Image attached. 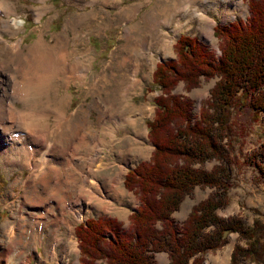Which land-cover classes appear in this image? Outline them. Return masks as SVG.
Returning <instances> with one entry per match:
<instances>
[{
	"label": "rangeland",
	"instance_id": "rangeland-1",
	"mask_svg": "<svg viewBox=\"0 0 264 264\" xmlns=\"http://www.w3.org/2000/svg\"><path fill=\"white\" fill-rule=\"evenodd\" d=\"M202 2L0 0V107L12 101L17 110L26 111L32 125L38 126L40 132L37 135L48 130L50 141L65 146H70L73 141L79 143V147H82V160L78 162L77 170H71L73 174L63 173L62 178H67V182L72 184L77 177L75 179L81 183L80 176L84 172L96 170L104 186L105 202L110 205V210L94 206L80 219L74 213L67 212L59 223L54 220V216L61 217L60 212L64 208L61 203L59 208L45 215L48 225L41 226L42 235L38 230L31 229L30 224L28 228L18 226L13 237L17 242L16 248L4 264H81L79 240L75 231L80 222L88 218L111 216L120 220L123 227L130 225L131 214L140 205V200L133 191L126 188L125 178L129 170L140 163L149 162L155 150L149 137V121L155 118V99L161 94L153 78L157 64L176 59L175 43L182 35L197 37L219 54L220 41L215 36V26L249 16L245 0H242L239 8L224 17L211 12L208 15L211 35L204 16L197 14L204 12L200 5ZM183 3L189 5L192 13L188 18H184L185 6L179 7ZM172 13L175 14L170 18ZM17 41H20L22 47L19 53L6 46ZM35 48L37 51H34ZM39 48L48 57L45 59L53 63L59 57L68 56L67 61L63 59L60 68L51 72L50 82L41 92L34 85L39 71L36 68L38 60L34 58ZM27 73L30 78L26 79L32 84L33 92L28 98L22 99L20 83L25 80ZM14 80L17 82L13 96ZM215 83V78L202 77L197 87L186 90L181 82L174 92L192 98L195 102L194 115L198 116ZM107 114H135L138 121L135 125H114L106 119ZM249 114L248 111L239 112L233 118L232 125L236 133L232 154L236 161L232 171V187L227 196L228 205L218 213L223 217L239 216L251 224L256 217L254 210L264 213V180L256 168L248 165L246 159L264 141V112L255 121L249 120ZM64 116L69 119L68 124L64 123ZM12 125L8 123L0 126L1 132L6 131L10 135V139L0 141V253L10 246L8 227L16 224L21 215L29 221V217L40 212L36 205L39 203L25 199L22 189L30 182L27 190L34 187L40 193L34 195L36 201L45 200L47 189L41 184L39 176L35 177L39 183L33 182L31 173L34 168L26 165L27 162H33L41 170L43 151H19L22 137L27 136V140L30 138L29 129L16 123ZM115 136L114 143L109 144ZM133 137L138 138L143 146L136 145ZM89 150L100 161L87 163L89 159H85ZM127 160L130 166L125 167L123 164ZM54 163L50 159V166ZM215 163L207 161L204 167L212 169ZM55 165L63 169L60 163ZM122 169L123 182L116 189L108 191L104 183L111 182L110 179L119 175ZM47 178L54 184L56 179L51 173ZM69 191L74 200L77 191L73 185ZM212 192V188L196 186L192 195L186 196L180 209L173 213L175 222L182 225L192 207L208 198ZM68 221L72 224H67ZM70 229L74 235L72 249L68 245ZM22 242L29 244L24 246ZM238 243L245 242L238 233H230L225 245L205 254L203 264H229ZM50 245L56 248L57 257L51 258ZM155 260L156 264H169V255L165 251L157 252Z\"/></svg>",
	"mask_w": 264,
	"mask_h": 264
},
{
	"label": "trees",
	"instance_id": "trees-1",
	"mask_svg": "<svg viewBox=\"0 0 264 264\" xmlns=\"http://www.w3.org/2000/svg\"><path fill=\"white\" fill-rule=\"evenodd\" d=\"M245 1L246 19L214 28L221 54L182 35L175 43L176 59L157 64L153 78L161 94L149 121L155 150L125 178L140 205L128 227L111 216L80 222L75 231L81 264H156L155 253L161 251L168 253L169 264H203L205 254L225 245L233 232L245 243L236 244L229 264H264V213L254 210L251 224L218 213L228 205L232 187L233 118L248 111L255 121L264 112V0ZM202 77L216 83L195 116L194 100L174 90L181 82L191 90ZM207 161L216 162L212 169L204 167ZM246 162L264 180V141ZM196 186L213 192L178 225L172 215Z\"/></svg>",
	"mask_w": 264,
	"mask_h": 264
},
{
	"label": "bare ground",
	"instance_id": "bare-ground-1",
	"mask_svg": "<svg viewBox=\"0 0 264 264\" xmlns=\"http://www.w3.org/2000/svg\"><path fill=\"white\" fill-rule=\"evenodd\" d=\"M241 4H242V0H203V2L200 5L203 7L204 12H197V14L204 16L203 18L205 19L206 25L209 26V24L211 22H210V18L208 17V15L211 12H215V14L224 17V16L228 15L232 10L239 8ZM182 6H185L184 18H188L190 15H192V13H190L191 10L189 9V5H184V3L182 5H179V7H182ZM174 14L175 13L170 14V18H172V16ZM209 32H211V35H212V30L210 29V26H209ZM6 46H10L11 50L15 51V53H19L22 50L20 41L15 42L13 45L9 44ZM35 50L37 51L36 48L34 49V51ZM43 51L40 49V51H38L37 53L35 52L36 56L34 58V59L38 60L37 65L36 64L35 65H36V68L39 69V71H37V77H36L38 82L36 80L34 85L36 87V90H38L39 92H41V90L46 85L49 84V82H50L49 76H50L51 72L53 73V71H55V69H57L58 67L60 68L62 63H64V60L67 61V58H68V56H66L65 58L59 57L58 61H56V62L54 61L55 63H53L52 60L51 61L49 60L50 61L49 62L48 60H46L48 57L47 58L45 57V54ZM46 56H47V54H46ZM50 56H49V59H50ZM59 56H60V53H59ZM135 68H136V66H135ZM73 71H75V69ZM26 78L27 79L30 78L29 73H27L25 75V80H23L20 83L21 84V94L24 96V97L22 96V99L28 98L30 96L31 92H33V90H31L32 84ZM16 82L17 81L14 80V82L12 84L13 96L16 93V89L14 88ZM36 82H37V84H36ZM0 99H1V97H0ZM25 112H23L21 110H17L12 101H9L8 103H6L4 105H1V107H0V126H2V125L6 126V125H8V123H10V125L16 123L18 125L26 126L29 129L28 137H30V138L27 140V136H26V138H25V136L22 137L23 142L21 143V146L19 147L18 150L19 151L26 150V151H28V153L30 151L31 152H37L38 150L43 151L42 156H41V159H42V161H41L42 166L40 168L41 170H39L38 164H36V163L27 162L26 165L28 167H30L31 169L34 168L32 173H31V175H33V178H32L33 182L39 183V181H37L38 179H35L36 176H39V178H41V184L44 185L49 190L46 189L45 197H44L45 200L36 201V197H34V195H38L40 193L34 187L32 189L27 190L30 182L27 183V187L22 189L23 193H24L22 195L24 196L25 199H30L31 201H35V202L39 203V204H36L38 206V208L37 207L36 208L40 212L38 214L33 215V216L31 215L32 217H29V221L26 219L27 218L26 216L21 215L20 216L21 218L16 222V224L12 225L11 227H8L9 235L11 237L10 243H9L10 246L8 248H6L4 251H2V253H0V258H1L0 264H4V262L13 253V251L16 248L17 242L14 240L13 237H14L15 233L17 232L16 230L18 229V226L28 228L29 224H30L31 229H36V230H38V232L41 233V231H40L41 226L42 225H45V226L48 225V222L46 220L45 215L52 212L54 210V208H59L61 206V203L64 205V208L61 209V212H60L61 217H59V215H55V216L52 215V216H54V220H57L59 223L63 221L62 216L67 212L74 213L75 216L78 219H80L83 217V215L85 213H87L88 210L94 209V206H96L102 210H110V205H108L105 202V198L103 196L104 186H103L101 180L99 179L96 170L90 169L89 171L84 172V174H82L80 176L81 183H80V181L78 182L75 179L77 177H75L73 179L72 184L67 182V178H62L63 173L66 175L68 173H70V175L73 174V172L71 170L72 169L77 170L78 162H80L82 160V154L80 153V149L82 147H79V143H74V141H73V142H71L72 144H70V146L69 145L65 146L63 144H59L58 142L50 141L49 133L47 132L48 130L45 132L43 131V133L41 135H37L36 133L37 132L39 133L40 129L38 128L37 125H35V124L32 125L29 122L30 121L29 117L27 116V113H25ZM106 116H107L106 119H108L114 125H120V124L135 125V124H137V121H138V117H136L135 114L128 115V116H125V115L124 116L123 115L122 116L108 115L107 114ZM62 118L65 120L64 123H66V124L69 123V119L67 118V116H64ZM9 136L10 135L6 131H3V132L0 131V141L8 140ZM115 138H116V136L111 140V142L109 144H113L115 141ZM133 138L135 140L136 145L143 146L141 141L138 138H135V137H133ZM92 143H93V141L90 142V144H92ZM104 145H105V142H104ZM105 147H106V145H105ZM50 159H53L55 163H60L62 165L63 169L61 170L59 167H57L55 165V163L53 165L51 164V166H50ZM87 159H89V161L87 163L100 161V159L97 158L96 156H94V153L90 152V150H89V154L85 160H87ZM128 163H130V162L127 160V161H125V163L123 165L125 167H128V166H130ZM47 167H49V168H47ZM50 173L56 179L54 184L52 183L50 178H47ZM123 179H124V173H123V169H122V171L120 172L119 175H116L115 177H112L110 179L111 182L106 181L104 184H105L106 188L108 189V191H112V190L116 189L117 186H120V184L123 182ZM51 184H53L52 187H51ZM72 185L74 186V188L77 191L76 198L74 200H73V198H71L72 194L69 191V189ZM64 187H65V189H64ZM32 193H33V195H31ZM29 195H30V198H27V196H29ZM41 196H43V193H41ZM44 201L46 203H44ZM67 224L71 225L72 223H71V221H68ZM40 235H42V233ZM68 236H69L68 245H69L70 249H72L74 246V243L72 242V238H74V235L72 234L71 229L68 232ZM28 244H29L28 242L27 243L22 242V245H24V246H27ZM50 255H51V258L58 256V252H57L56 248L52 247L51 245H50Z\"/></svg>",
	"mask_w": 264,
	"mask_h": 264
},
{
	"label": "water",
	"instance_id": "water-1",
	"mask_svg": "<svg viewBox=\"0 0 264 264\" xmlns=\"http://www.w3.org/2000/svg\"><path fill=\"white\" fill-rule=\"evenodd\" d=\"M220 52H219V54H221V50H219Z\"/></svg>",
	"mask_w": 264,
	"mask_h": 264
}]
</instances>
